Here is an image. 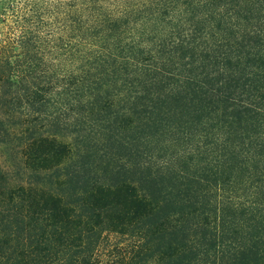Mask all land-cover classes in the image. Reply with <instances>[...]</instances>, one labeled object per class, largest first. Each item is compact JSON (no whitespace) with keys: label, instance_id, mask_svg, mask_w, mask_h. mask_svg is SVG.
<instances>
[{"label":"trees","instance_id":"1","mask_svg":"<svg viewBox=\"0 0 264 264\" xmlns=\"http://www.w3.org/2000/svg\"><path fill=\"white\" fill-rule=\"evenodd\" d=\"M0 25V264H264V0Z\"/></svg>","mask_w":264,"mask_h":264},{"label":"rangeland","instance_id":"2","mask_svg":"<svg viewBox=\"0 0 264 264\" xmlns=\"http://www.w3.org/2000/svg\"><path fill=\"white\" fill-rule=\"evenodd\" d=\"M0 27H1V25H0ZM2 27H3V25H2Z\"/></svg>","mask_w":264,"mask_h":264}]
</instances>
